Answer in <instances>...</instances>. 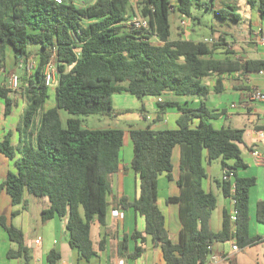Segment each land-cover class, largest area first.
Instances as JSON below:
<instances>
[{"label":"trees","instance_id":"16d2710c","mask_svg":"<svg viewBox=\"0 0 264 264\" xmlns=\"http://www.w3.org/2000/svg\"><path fill=\"white\" fill-rule=\"evenodd\" d=\"M250 13L262 24L264 35V0H245ZM211 11L221 20L242 21L238 7L216 0H0V75L7 71L8 51L12 50L20 69L19 87L0 84V103L9 117L20 110L16 130L19 141L13 143L9 131L0 142V151L14 162L0 183L11 197L12 205L22 206L12 217L28 209L26 195L48 202L42 212L46 223L54 218L66 220L71 248L89 261L97 255L92 227H107L112 193L111 177L118 173L122 150L127 140L133 146L130 165L137 179L134 200L122 199L123 208H132L145 220V229L124 234L119 242V258L139 259L146 251L147 236L160 245L166 264H206L213 245L234 241L240 248L261 242V236H250V191L255 177H241L248 168L242 157L245 129L231 125L217 128L212 121L225 115V110H210L209 96L225 91L224 75L244 77L264 72V58L238 57L232 41L223 31L213 44L184 38L180 24L176 37L171 32V15L182 22L201 23L195 10ZM135 16L149 22V28L131 24ZM253 17L247 19V37L254 35ZM196 24V23H195ZM232 44V46H231ZM40 46L39 51L29 49ZM29 60L36 64L28 72ZM55 67V87L46 84L47 67ZM215 77L210 86L206 80ZM245 89V88H241ZM252 91V89L249 88ZM129 94L141 101L146 97L175 99L157 101V115L144 129L129 125L89 129L79 117L102 115L114 118L124 113L114 108L115 95ZM19 96V97H18ZM177 98V99H176ZM185 98L186 102L179 99ZM54 107L45 109L48 102ZM74 118L63 122L60 111ZM176 110L180 117L177 129L156 128L165 115ZM179 149L178 175L175 177L173 154ZM220 160L223 175L214 179L216 190L235 202L237 221L232 223L223 212L220 232L211 227V216L218 206L215 189L207 190V167ZM125 169V166H123ZM233 174V178L225 176ZM165 176L175 181L179 193L167 198L177 205L181 229L176 242L170 238L165 214L159 207V180ZM257 220L264 224V200L256 206ZM0 227L5 229L17 249L9 258H22L31 264L33 258L25 244L22 229L0 211ZM116 238L117 234L104 233ZM135 249L129 252V242ZM105 248V240L100 242ZM60 252L52 250L47 261L57 264ZM229 264H238L229 260Z\"/></svg>","mask_w":264,"mask_h":264},{"label":"crops","instance_id":"0c3cea01","mask_svg":"<svg viewBox=\"0 0 264 264\" xmlns=\"http://www.w3.org/2000/svg\"><path fill=\"white\" fill-rule=\"evenodd\" d=\"M250 16L253 17V29L257 33L261 32L262 24L257 20L255 13H250ZM245 34L248 33L247 30L244 31ZM260 44V42H258ZM259 47L258 51L260 53L257 58H264V44ZM238 56V55H237ZM241 56V55H239ZM243 57V56H242ZM245 58V57H243ZM249 58V57H246ZM19 63L16 64V59L11 58L10 62L7 64V70H10L11 67H14L15 70L21 72L18 68ZM7 74V73H6ZM6 74L0 75V84L6 80ZM215 77H211L210 81L206 83L210 86H213L215 83ZM238 82V83H237ZM224 85L225 91L223 93H234L239 96V101H232L229 103L228 108L216 110H225V115L221 116L217 121L221 125H231L238 129H245V148L247 149L248 156L253 157V150H260L264 153L263 146L258 142L257 139V130L264 129V103H255L249 101V93L254 88H259L264 92V75L252 74L251 76L244 77L239 74L233 75H224ZM245 89H241V88ZM214 94V93H213ZM126 95V94H120ZM129 95V94H128ZM117 96V97H116ZM119 95H115L113 98L114 108L118 109V106L115 105V100L120 104L122 101L118 100ZM19 97V96H18ZM122 99L130 101L131 98L127 96H121ZM137 99V98H136ZM172 99H175L174 97ZM177 99V98H176ZM139 100V99H138ZM155 99L153 103V111L149 112L145 107V104H139L137 106L138 114L135 115L137 118H141L140 110L143 108L144 114L147 115L149 120H152L157 115V101ZM162 100V99H160ZM167 100V99H166ZM181 102H186L185 98L179 99ZM232 104H238V108L231 109ZM55 105V104H54ZM53 105V107H54ZM124 105V102L121 103V106ZM246 106V107H245ZM18 110V109H17ZM124 113L120 114L117 117H114V121L124 120L129 117L128 112L123 111ZM14 114V112H13ZM12 114V115H13ZM20 115V110L17 112ZM12 115L5 117L4 115V105L0 103V142L3 137L9 132H13V143L17 144L19 141V133L16 130L18 120L15 121L12 119ZM180 117V114L176 110L169 111L164 120L156 124V128H168V129H177V121ZM16 123V127L13 124ZM116 124V122H115ZM243 124L244 127H238V125ZM130 139L127 140L125 146L129 144ZM132 143V142H131ZM133 158V157H132ZM250 158V157H249ZM122 165L118 173L114 174L111 177L112 184V193L109 196L110 207L107 215V227L106 229L102 228L99 224H95L92 227V237L94 240L95 248L97 255L91 260L87 261L80 257L76 249L71 248L69 244V235L66 229V220L54 218L46 223L42 221V212L44 209L49 207V203L42 201L32 195H26V199L29 202L28 209L22 211L20 215L12 217L14 211L22 209V206L14 207L12 205L11 197L6 191H3L0 199V211L7 217V219L13 223L16 227L22 229L25 235V244L31 251V256L33 261L31 264H49L47 257L52 250H56L61 254V260L57 264H119V261L122 260L119 258V242L121 241L124 234L131 235L134 230L137 228L139 231L145 229V220L142 217H137L135 211L132 208L125 209L121 205L122 199H129L130 201L134 200L138 193L137 188V179L134 172L131 170L130 165L124 162L122 158ZM248 166L249 162L244 160ZM251 163L255 164V159ZM213 164V163H212ZM211 164V165H212ZM211 165L207 167V173L211 170ZM257 165V164H255ZM125 166V169L123 168ZM264 167V163L260 165ZM248 169V168H247ZM239 171L238 175L241 177H249L246 170ZM263 169V168H262ZM260 169L256 172L255 177L257 179L256 188L259 184L264 181V170ZM10 171L15 172L16 168L14 162L7 158L0 151V183H2ZM243 172V175H241ZM247 174V175H246ZM209 175L204 183V187L207 190L213 189L212 182L215 177L214 175ZM223 175L221 167V178ZM168 181V182H166ZM161 188L165 190L163 197H161ZM252 188V189H253ZM251 189V190H252ZM217 192H219L217 190ZM179 193L178 187L175 181H169L165 176H162L159 180V200L158 204L162 212L165 214L167 219V227L169 230L170 238L172 241L176 242L179 238V233L181 229V223L179 220V208L177 205L168 204L167 198L170 196H175ZM220 193V192H219ZM251 193V191H250ZM227 201V206L224 210H227L229 214L233 211L234 205L231 199L225 198ZM264 200V195L260 197L259 201ZM163 202V203H162ZM257 202V203H258ZM163 204V205H161ZM174 205V206H173ZM177 206V207H176ZM257 206V204H256ZM173 207V208H172ZM223 210V212H224ZM117 212V213H115ZM253 217L255 224H253ZM41 220V223H40ZM223 223V213L222 219L217 220V224H214V214L211 216V227L214 232H220L222 229ZM250 225L252 229L250 230ZM106 230L109 233L117 234L116 238L106 237L104 233ZM250 236H261L263 240L261 242L250 245L246 248L240 249L239 251H233L231 242L226 243H217L213 245V254L223 255L228 258L226 262L220 264H229V260H235L238 264H264V224L258 222L257 214L255 210V215L252 216L250 212V223H249ZM105 240V248L100 250V242ZM70 247V250H68ZM16 250L17 246L10 240L9 235L0 227V264H24L22 258H9L8 253L10 250ZM135 249L134 241L130 240L129 242V252H133ZM125 264H166L164 256L160 245L155 244L151 236H147V245L145 253L137 260L125 259L123 260Z\"/></svg>","mask_w":264,"mask_h":264},{"label":"rangeland","instance_id":"374dc122","mask_svg":"<svg viewBox=\"0 0 264 264\" xmlns=\"http://www.w3.org/2000/svg\"><path fill=\"white\" fill-rule=\"evenodd\" d=\"M209 1V0H207ZM218 7L223 6L224 4L228 3L234 6L238 7V11L243 15V19L242 21H230V20H221L218 17H216L214 15L213 12L211 11H203V10H195L194 14L199 16V18L201 19V23H197V21H190V24L188 25V30L186 33H184V38L185 39H189L190 37L192 39H197L200 40L201 37H218L223 31L225 32H229L231 35H234L235 38H228L229 41H232L233 44V49L234 51L237 53L238 57H249V58H257L259 57L260 53H259V49H258V45L259 47L262 46V43H258L260 41V37L258 36V32L254 33V35H252V37L250 38L247 37V35L245 34V30H247V19L250 17V9L246 4L245 0H216ZM171 32H172V36L176 37V32L178 30V26L181 24L180 19L178 18L177 14H172L171 15ZM196 23V24H195ZM231 44V46H232ZM30 50L32 51H39L40 50V46L38 45H32L29 47ZM241 55V56H239ZM11 58H13V51L9 50L8 51V62H10ZM20 70V69H19ZM9 73L10 72H14L16 74H18L20 76V72H18V70H15L14 67H11L10 70H7ZM7 77V75H6ZM9 77V75H8ZM7 77V78H8ZM211 78L207 79L206 81H210ZM8 81V79H7ZM238 83V82H237ZM55 87V86H54ZM121 96H127L128 98H131L130 101H127V99L123 100ZM117 97V96H116ZM115 97V98H116ZM114 98V99H115ZM118 100H121L124 105L121 106V103L119 104L117 100H115V105L118 106V109L122 110V111H126L129 114V117L124 119V120H120L118 121H114V118H110V117H106V116H102V115H94V116H89V117H79L83 120V125L89 129H105V128H113V127H120L123 129H128L129 125H133V127L135 128H140V129H144L148 126V122L144 121L142 118H137L135 115L138 114V109L137 106L140 104L141 102L136 99L135 97L131 96V95H119L118 96ZM173 96L172 95H165L161 98H153V97H146L142 102V104H145V107L147 108V110L149 112L153 111V101L155 99H172ZM232 101H239V96L235 95L234 93H222V94H212L209 96V99L207 101V106L208 108L212 111V110H216V108L219 109H226L228 108V105L230 102ZM54 102L50 101L48 102V104L46 105L45 109L51 108L53 107ZM17 112H19V110H14V114L12 115V119L15 121H19L20 116L17 114ZM60 115L61 118L63 120L64 123H66L67 119L69 118H74L73 115H70L69 113H67L66 111L61 110L60 111ZM116 122V124H115ZM213 125L217 128L222 127V125L214 120L212 121ZM14 127H16V123L13 124ZM238 127H244L243 124L238 125ZM133 157V146L132 143L129 141V144L127 146H125L122 150V158L124 159V162L126 164H129ZM242 157L244 160L247 159V161L249 162L248 169L246 170L247 174L249 175V177H255V174L257 171H259L260 169L264 170V167L260 166V165H253L251 163L252 158L254 160V157L248 156V152L247 149L245 148V146H242ZM250 157V158H249ZM173 163L175 165V170H174V175L175 177H177L178 175V165H179V149L176 148L173 154ZM210 175H214L215 177H220L221 174V162L220 160L214 161L213 164L211 165V170H209ZM208 173V174H209ZM246 174V175H247ZM243 175V172L242 174ZM256 178V177H255ZM168 180V179H167ZM168 182V181H166ZM215 192L218 196V206L216 208V210L213 212L214 214V224H217V220L219 221L220 219H222V213L224 208L227 206V201L226 199L216 190V185L215 183H212ZM165 190L163 188H161V197H163ZM264 195V181H262L258 187L253 188L251 190L250 193V212L251 215L254 216L255 215V210H256V204L258 202V200L260 199L261 196ZM163 203V202H162ZM163 205V204H161ZM174 206V205H173ZM177 207V206H176ZM173 208V207H172ZM41 223V220H40ZM253 224H255V220L253 217ZM252 229V225H250V230ZM70 250V247L69 249Z\"/></svg>","mask_w":264,"mask_h":264},{"label":"built area","instance_id":"2783aa9c","mask_svg":"<svg viewBox=\"0 0 264 264\" xmlns=\"http://www.w3.org/2000/svg\"><path fill=\"white\" fill-rule=\"evenodd\" d=\"M55 1L60 3L63 0H55ZM131 24L137 28H144V29L149 28L148 20L145 18H142L141 16H135L131 20ZM189 24H190V21L187 18H184L181 22V25L185 28V33L188 30ZM258 36L260 37L259 42L264 44V35L258 34ZM202 40L207 44H213L214 43V38H212V37H205V38H202ZM35 66H36L35 62L33 60H29L27 66H25V68L28 72H31L35 68ZM259 74L264 75V72H260ZM8 75H9V77H8V82H7L8 86L7 87L10 89H13V90L18 89V87H19L18 74L14 73V72H10ZM55 83H56L55 67L53 64H50L47 67V71H46V84H47V86L54 88ZM249 101L255 102V103H264V92L257 87L252 89V91H250V93H249ZM230 107H231V109H236V108H238V104H232ZM256 134H257L258 142L264 148V129L257 130ZM252 155H253L257 165H262L264 163V153L262 151L253 150ZM225 178L231 179V178H233V174L230 173V175L225 176ZM232 202L234 205L235 202L234 201H232ZM115 213H117V212H115ZM237 216H238V211L234 208L233 211L230 213V219H231L232 223L237 221ZM231 243L233 244V246H232L233 251H239V247L236 245V243L234 241H231ZM227 260H228V258L223 256V255L211 253L206 264H220L222 262H226ZM67 264H73V263H67ZM119 264H125V262L123 260H120Z\"/></svg>","mask_w":264,"mask_h":264}]
</instances>
